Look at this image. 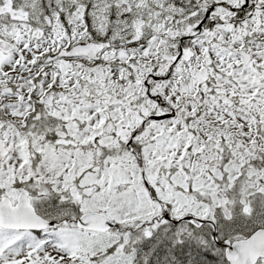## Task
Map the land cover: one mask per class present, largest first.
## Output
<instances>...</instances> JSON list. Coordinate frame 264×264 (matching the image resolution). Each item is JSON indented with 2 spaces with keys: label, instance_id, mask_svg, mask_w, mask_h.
I'll use <instances>...</instances> for the list:
<instances>
[{
  "label": "snow or ice",
  "instance_id": "obj_1",
  "mask_svg": "<svg viewBox=\"0 0 264 264\" xmlns=\"http://www.w3.org/2000/svg\"><path fill=\"white\" fill-rule=\"evenodd\" d=\"M0 264H264V0H0Z\"/></svg>",
  "mask_w": 264,
  "mask_h": 264
}]
</instances>
